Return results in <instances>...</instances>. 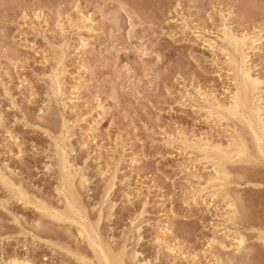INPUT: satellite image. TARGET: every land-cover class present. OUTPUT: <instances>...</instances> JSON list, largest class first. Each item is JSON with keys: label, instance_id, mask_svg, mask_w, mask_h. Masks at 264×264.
<instances>
[{"label": "rangeland", "instance_id": "obj_1", "mask_svg": "<svg viewBox=\"0 0 264 264\" xmlns=\"http://www.w3.org/2000/svg\"><path fill=\"white\" fill-rule=\"evenodd\" d=\"M126 12L151 15L155 29L134 27L130 40ZM230 32L244 38L245 48L227 41ZM250 41L261 49L243 60ZM140 49L149 54L141 56ZM237 65L264 79V0H0V236L16 237L0 241V260L42 262L47 256L49 264H104L85 234L78 237L80 227L63 220L68 217L91 237L97 233L108 261L127 248L125 259L134 251L151 264H212V252L231 264H264V169L228 165L224 187L236 200L239 222L226 224L225 201L209 198L221 182L209 183L210 161L191 148L199 138L224 147L231 128L245 132L241 117L209 114L215 99L227 101ZM56 75H62L59 102L52 95ZM262 103L260 93H246L240 116ZM42 107L44 118L37 121ZM40 124L52 139L34 126ZM242 137L251 144L246 132ZM57 141L69 173L87 178L74 195L86 222L67 208V170L53 158ZM61 178L65 190L58 195ZM195 191L203 196L193 203ZM37 205L65 217L45 216ZM141 209L134 235L132 221ZM237 234L245 241L239 254L233 250Z\"/></svg>", "mask_w": 264, "mask_h": 264}, {"label": "snow or ice", "instance_id": "obj_2", "mask_svg": "<svg viewBox=\"0 0 264 264\" xmlns=\"http://www.w3.org/2000/svg\"><path fill=\"white\" fill-rule=\"evenodd\" d=\"M23 7V6H21ZM169 11H168V16L172 15V12L174 11L173 7L171 4L167 5ZM180 7V4L177 3L175 5V8L178 9ZM126 15H128L129 19H128V36L129 39L131 40L132 38H134L135 33H134V27L135 28H140L143 29L145 27L149 28V29H155L156 27V20L154 17H152L149 14H139V13H134V12H126ZM58 27L61 28V31L63 32V27L62 25L58 22ZM83 43V42H82ZM140 54L141 56H146L149 53L147 52V50L145 49H140ZM157 60H159L160 58L157 56L156 57ZM240 75L243 76L244 78V89H245V93L251 92L252 96L255 97L257 93H260L261 97L264 98V79H259V80H254L251 79L248 75V73L244 70L243 67L240 68ZM53 96H57L58 98V102H59V86H58V82L56 87L53 90L52 93ZM51 100V97H49V101ZM48 104L46 103V105L44 107H47ZM44 107L41 108V112L40 113H35L36 116V120L37 121H41L44 118ZM54 114L52 112L48 113V117H49V123H52L54 121H52L51 117ZM238 115V112L236 110H234L231 106H229L227 109H222L221 110V114L219 115V119H224L226 116L231 117L233 119H235ZM259 116V125L258 127L256 125H254L253 123V119L254 117H249L248 118V130L249 132H251V135L253 137V143L252 144H246L244 142H230L228 148L226 149H216L215 151L218 153L217 157L211 159L210 161V165H211V170L216 172L217 177H219L222 173V170L224 172L225 175V179H227V175H226V170L229 164H235V163H241V164H246L248 166L251 167H259L261 169H264V103H262L260 111L258 114H256ZM243 119V117H241ZM59 119H64L63 116L59 117ZM0 124H4L3 118L0 117ZM28 123L25 122V127H28ZM34 126H38L40 127L41 130L44 131V135L48 136L49 139H52V136L50 135V133L47 130H44V125L40 124V125H34ZM111 127V125H110ZM5 135L7 136L8 139H11V134L10 132H6ZM61 135H63V131L61 132ZM17 147H20V141L19 138L16 139L15 141ZM58 147H57V153L55 155V157H53L54 159H57L59 161H61L62 164H64V166L66 167V160H63V158L61 157L60 153H61V145L59 143V141H57ZM237 149V155L236 158L234 159V154H233V148ZM22 151V149H21ZM33 151H35V148L33 149ZM66 151V150H65ZM87 163V161H86ZM45 171H48V169H45ZM108 173L105 174V177H107ZM85 181L82 179V186L83 183ZM213 181H209V183L211 184ZM63 184V179L61 178V180L59 181L58 185H57V192L60 193L61 192V185ZM221 184L223 186V181H221ZM203 196V193H193L192 194V201L193 203H196L201 197ZM217 198L216 195H213V200H215ZM225 202L228 203V206L231 208L232 207V203H231V199L225 195ZM0 206H2V204H0ZM209 208H211V205H207ZM70 207H72V210L74 213H77V209L79 208L78 204H75L73 202L72 205H70ZM36 211L38 213H42L45 216H53V218H56V216L53 215V213H51L50 211H47L43 206L37 205L36 206ZM143 209H141L140 211V215L136 220L132 221L133 224V234L136 235L140 232V228L136 227L137 223L140 222L142 223V217H143ZM80 215H83V213H79ZM58 215V214H57ZM11 223L15 224V220L10 221ZM230 223H238L239 221H237L235 218H233L232 220L229 221ZM41 222L38 221L36 223V227L40 228ZM93 230H95V226H91ZM17 228H19V225H17ZM20 235L23 236H31L32 240L35 242L37 240V236L30 233V232H24L23 229H19ZM16 237H14L13 235H8V236H0V241H2L3 239H14ZM261 239L262 241H264V233H261ZM156 244L158 245H162V241L157 239L155 241ZM214 240H209L207 242V247L205 249V251H207V248H211V246L213 245ZM237 244H241L243 243V239L241 238L240 240H238L236 242ZM89 244L92 245L93 247H95V245L93 244L92 240H89ZM223 246V245H221ZM128 255V249L127 248H123L121 249L120 253L116 255V258L111 260V261H106V264H140V261L138 259H136L135 257L139 256V253H134L133 258L130 259H125L124 257ZM157 255H159V250L157 252ZM0 264H4L3 260H0ZM7 264H49V260L48 257L45 256L43 261L41 262L40 260H34V261H17V260H8ZM80 264H89L88 261L83 260L80 261ZM147 264H151V261L147 262ZM157 264H163L162 261H157ZM219 264V262H218Z\"/></svg>", "mask_w": 264, "mask_h": 264}, {"label": "bare ground", "instance_id": "obj_3", "mask_svg": "<svg viewBox=\"0 0 264 264\" xmlns=\"http://www.w3.org/2000/svg\"><path fill=\"white\" fill-rule=\"evenodd\" d=\"M224 21V20H223ZM223 23V22H222ZM225 23V22H224ZM74 26V25H73ZM75 28V27H74ZM221 28V27H220ZM77 29H78V27H77ZM219 30V29H218ZM191 31V30H190ZM219 32V31H218ZM226 32H227V30H226ZM230 33H234V32H230ZM227 34V33H226ZM242 34H244V33H242ZM241 34V35H242ZM224 35V34H223ZM222 37V36H221ZM247 37V36H246ZM228 39H227V41L228 42H230L232 45H233V47L234 48H241V47H243L244 46V48H245V40H244V38L242 37V36H237V35H235V33L234 34H230L229 35V37H227ZM219 39H220V37H219ZM256 39V38H255ZM221 40V39H220ZM224 40V39H223ZM247 40H248V38H247ZM258 41V40H257ZM85 46V44L84 43H80V45H79V48H78V52H76V53H78L79 55H82V52H83V47ZM261 44L259 43L258 45H257V47H253V41H250L249 43H248V46L246 47V49H247V52L242 56V59L244 60V59H246L247 60V58L248 57H251L252 55L254 56V52L255 51H259L260 49H261ZM78 47V46H77ZM76 47V48H77ZM213 47V46H212ZM239 50V49H238ZM240 53V52H239ZM86 54H87V51H86ZM242 54V53H241ZM215 55V54H214ZM237 55H239V54H237ZM83 57V56H82ZM238 57V56H237ZM240 58H241V55H240ZM239 58V59H240ZM236 59V58H235ZM250 59V58H249ZM241 60V59H240ZM245 60V61H246ZM236 61V60H235ZM62 62V61H61ZM239 62V61H238ZM241 62V61H240ZM239 62V63H240ZM240 64H242V63H240ZM241 67H243L244 68V70L248 73V75H249V77L251 78V79H254V80H256L254 77H251L250 76V74H249V72H248V70L244 67V66H242V65H240V66H238L237 65V68L236 69H234V71H233V73H232V76H231V82H232V90L229 92V96H228V98H227V101L225 100L224 102H223V100H222V102H221V100L220 101H217V102H214L213 101V108H210V110H209V114L210 115H216V117L218 118L219 117V115L221 114V110L222 109H227L229 106H231L234 110H236L237 112H238V115H237V119H239L238 117H242V116H240V108H241V106H242V96L243 95H246V93H245V89H244V78H243V76L242 75H240V68ZM229 68V67H228ZM249 69V68H248ZM127 70H129L130 71V69H127ZM126 70V71H127ZM54 73H56V72H54ZM129 73V72H128ZM55 75V74H54ZM53 76V75H52ZM52 76H51V78H52ZM57 76L58 75H56V76H54V79H53V83L55 84V86L57 85V82H58V86H59V94L60 93H62V92H60V88L62 87V85H60V81L62 80V75H61V77H60V80H58L59 78H57ZM257 77V76H256ZM61 83H62V81H61ZM53 88H55L54 86H53ZM62 90V89H61ZM225 92V91H224ZM59 96H61V95H59ZM30 97V96H29ZM210 97V96H209ZM55 99V98H54ZM251 100H252V98H251ZM211 101V100H210ZM209 101V102H210ZM50 102V101H49ZM54 103V102H53ZM52 103V104H53ZM208 103V102H207ZM211 103H212V101H211ZM261 103V102H260ZM51 104V105H52ZM262 104H260V106H261ZM206 108H208V106H205ZM253 111V110H252ZM259 111H260V107L258 106V107H256L255 109H254V111L251 113V114H249L248 116H244L243 115V121H244V123H245V125H244V131L246 132V134H248V137L250 138V142H251V144L253 143V137H252V135H251V132H249V130H248V123H247V121H248V118L249 117H254V119H253V123H254V125H256L257 127H258V125H259V116L258 115H256V114H258L259 113ZM247 113V112H246ZM208 115V114H207ZM216 117H214V118H216ZM228 119V118H227ZM213 120V119H212ZM224 120V119H223ZM215 122V121H214ZM229 122H231V120L229 121ZM225 123V122H224ZM67 124V123H66ZM68 125V124H67ZM226 125H230V123L228 124V122H227V124ZM232 125H233V123H232ZM231 125V126H232ZM234 126V125H233ZM236 126V125H235ZM238 126V125H237ZM228 129H229V127H228ZM237 130H238V128H237ZM231 131V132H230ZM229 132L231 133V135H230V137H229V141H225L224 143H225V145H223L224 147H222L221 145H219V144H215V145H212V144H210L209 142H203V141H201L202 139L201 138H197L198 140H191V141H193V144L191 145V148L192 149H194V150H198L199 152H201L202 154H203V158L204 159H206V160H209V161H211V159H213V158H215V157H217V155H218V153L215 151L216 149H218V148H220V149H226V148H228V146H229V143L230 142H233V143H236V142H244V143H247V142H245L246 140H248V139H246L245 137V139L242 137L243 135H244V133L245 132H243V131H241L240 133L239 132H237V131H235L234 130V128H231V130H230ZM210 132H212V131H210ZM230 133H228V134H230ZM233 133V134H232ZM215 134H217V133H215ZM179 135V134H178ZM190 136V135H189ZM209 136V135H208ZM245 136H247V135H245ZM177 137V136H176ZM181 137V136H180ZM192 137V136H191ZM213 137V136H212ZM215 137V136H214ZM179 138V137H178ZM177 138V139H178ZM63 139V138H62ZM69 138H67V140H68ZM188 139V138H187ZM194 139V138H193ZM228 139V138H227ZM244 139V140H243ZM66 140V141H67ZM180 140H182V139H180ZM190 140V139H189ZM189 140H187V141H189ZM204 140V139H203ZM206 140V139H205ZM208 140V139H207ZM218 140V139H217ZM220 141H222L221 139H220ZM214 142V141H213ZM217 142H219V141H217ZM249 142V143H250ZM178 143H180V142H178ZM184 143V142H183ZM183 143H181V144H183ZM190 143V142H189ZM62 144V143H61ZM61 146H63V145H61ZM188 146V145H187ZM190 147V146H189ZM64 148V147H63ZM61 151H62V154H61V157L63 158V160H66V155H65V153L66 152H64V149H61ZM70 151H72V150H70ZM233 154H234V159L236 158V155L238 154L237 153V149L234 147L233 148ZM68 156V155H67ZM70 157V156H69ZM58 163H59V161H58ZM60 164V163H59ZM1 165V164H0ZM66 167L64 166V164H62V167H63V169L64 170H67V174H66V183H68V185L66 184H64L65 185V187L66 186H68V189L70 190V193H71V198L69 199L68 198V194L66 195V194H64L63 192H64V190L65 189H61V194H64V196H65V199H66V203H67V208H69V210H70V212H72V213H74L73 212V210H72V207H70V205H72L73 204V202L76 204V202L78 203V201H77V199H76V197L74 196L77 192V190H75V189H78L79 191L80 190H83V189H85V187H87L86 185L88 184V182H87V178H86V176L83 174V173H69V171H68V164H67V161H66ZM60 166V165H59ZM233 166V165H232ZM3 167V166H2ZM70 167V166H69ZM76 167V166H75ZM236 167V166H235ZM49 168V167H48ZM51 168V167H50ZM211 168V167H210ZM234 168V167H233ZM8 169V168H7ZM62 169V170H63ZM71 170V169H70ZM74 171H75V169H74ZM73 171V172H74ZM230 171V170H229ZM61 172V171H60ZM83 172V171H82ZM233 172V171H232ZM63 173V172H62ZM210 173H212V175L210 176V180L211 181H218V182H221V181H223V186H222V184L221 183H218V185H215L214 187H215V189L214 190H212L211 192L209 191V198L210 199H212V201H213V195H216L217 196V198H220L222 201H225V195H227L230 199H231V203H232V207L230 208L229 206H228V203H226L225 202V208H226V210H225V212L223 213L224 214V217H222L223 218V220H224V222L226 223V224H232V223H230L229 221L230 220H232L233 218H236V214H238V210H237V206H236V200H233L234 199V197H231L230 195V193H228L227 192V190H226V188L224 187V180H225V175H224V172H223V170H222V173H221V175L219 176V177H217V174H216V172H214V171H212L211 170V172ZM196 174V173H195ZM1 175V174H0ZM64 175V174H63ZM63 175H62V177H63ZM187 175V174H186ZM226 175H227V177L229 176V173H228V170H226ZM189 176V175H188ZM195 176V175H194ZM230 176H231V174H230ZM233 176V175H232ZM231 176V177H232ZM76 177V179H74ZM191 178V177H190ZM195 178V179H194ZM193 179L194 180H196L197 178L196 177H194ZM0 179H1V181L2 180H4L1 176H0ZM82 179L85 181L84 183H83V186H82ZM185 179V178H184ZM188 179V178H187ZM206 179V178H205ZM207 179H209V177H207ZM207 179H206V182H207ZM228 179H230V178H228ZM74 180H76L75 181V183H76V185H75V183H74ZM197 181V180H196ZM6 183H8L7 181H5ZM4 182V183H5ZM187 181H185V183H186ZM202 182H204V181H202ZM205 183V182H204ZM9 184V183H8ZM214 184V183H213ZM204 185V184H203ZM6 186V185H5ZM109 186H111V185H109ZM197 186V185H196ZM198 186H199V184H198ZM202 186V185H201ZM8 187H9V185H8ZM12 187V186H11ZM216 187H218V188H216ZM208 189V188H207ZM196 190V189H195ZM19 191V190H18ZM85 191V190H84ZM199 191H200V188H199ZM198 191V192H199ZM203 191V190H202ZM202 191H200V192H202ZM206 191V190H205ZM66 192V191H65ZM68 192V191H67ZM66 192V193H67ZM196 192V191H195ZM194 192V193H195ZM231 192V191H230ZM60 193H58L57 192V194L59 195ZM197 193V192H196ZM193 194V193H192ZM197 194H199V193H197ZM230 194V195H229ZM232 194H234V193H232ZM17 196H18V193H17ZM20 196H21V193H20ZM23 196V195H22ZM57 196V195H56ZM78 196V195H77ZM59 201V200H58ZM221 201V202H222ZM108 202V201H107ZM3 203V202H2ZM65 203V204H66ZM99 204V203H98ZM106 204V203H105ZM24 205V204H23ZM66 206V205H65ZM80 206H82L81 204H80ZM96 206V205H95ZM28 207V206H27ZM94 207V206H93ZM113 208V207H112ZM82 208H78L77 209V213H74L75 215H76V217H78L80 220H84V218H85V215H84V217L82 216V215H80L79 213H83L82 211H83V209L81 210ZM92 210H93V208H91ZM51 213H53V215L54 216H56V218H63V217H61L62 215L64 216V214H60L59 215V213H56V212H54V211H50ZM108 212V211H107ZM58 214V215H57ZM84 214V213H83ZM110 214V213H109ZM222 216V215H221ZM53 217V216H52ZM65 217V216H64ZM221 218V219H222ZM238 218V217H237ZM103 219V218H102ZM63 220H66V222L67 221H70L71 223H73V224H76V225H78L79 227H80V231H78L77 230V234H78V237L80 236V238H82V233H84L85 234V236H86V238H87V240H88V243H89V240L91 239L92 240V242H93V244L95 245V247H93L92 245H90L89 244V246L90 247H92V248H94V249H96V252L98 253V255H100V257H101V259H102V261H103V263L104 264H106V261H108V259H107V257H106V255H105V253H104V251H103V247H104V245H103V243H102V241L100 240V238L95 234V235H92V237L89 235L91 232H90V230H89V234H88V232L86 231V229H85V226H84V224H82V223H80V222H77V221H75V220H73V219H69L68 217H66V218H63ZM238 220V219H237ZM85 222H86V218H85ZM87 224V223H86ZM88 225V224H87ZM230 226V225H229ZM34 227V226H33ZM89 227V226H88ZM91 229H92V227H90ZM92 231H94L93 229H92ZM96 231V230H95ZM93 233V232H92ZM236 233V232H235ZM240 234V233H239ZM235 235V234H234ZM241 235V234H240ZM240 235H236L237 237H236V239L234 240L235 242H234V246H233V250H234V253H241L242 251H244L245 249H244V239H243V237L242 236H240ZM94 236V237H93ZM76 237V236H75ZM139 238V237H138ZM222 238V237H221ZM243 239V243H241V244H237L236 242L238 241V240H240V239ZM137 239V238H136ZM76 240V239H75ZM232 242V241H231ZM233 243V242H232ZM221 244V243H220ZM233 245V244H232ZM105 247H106V245H105ZM224 247V246H223ZM56 248V247H55ZM222 248V247H221ZM105 249V248H104ZM209 249V248H208ZM224 249V248H223ZM211 250V249H210ZM210 250H208V251H210ZM207 251V252H208ZM212 251V250H211ZM109 252V251H108ZM134 253H136V252H131L130 254H129V258H133V256H134ZM108 255H110V257H111V254L109 253ZM211 255H213V260H214V262L212 263V264H218V262H219V264H231L232 262H231V260L229 259V258H225V259H220V257L217 255V256H214V253L212 252V254ZM16 258V257H15ZM112 258V257H111ZM136 259L137 258H139V257H135ZM193 258H195V257H193ZM198 259V258H197ZM26 260V259H25ZM212 260V261H213ZM223 260V261H222ZM234 260V259H233ZM18 261V260H17ZM24 261V260H23ZM22 261V262H23ZM30 262V261H29ZM204 263V262H203ZM140 264H147V261H143V260H141L140 261Z\"/></svg>", "mask_w": 264, "mask_h": 264}]
</instances>
